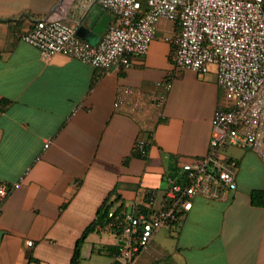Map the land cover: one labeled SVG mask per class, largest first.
I'll list each match as a JSON object with an SVG mask.
<instances>
[{
    "label": "crops",
    "instance_id": "crops-1",
    "mask_svg": "<svg viewBox=\"0 0 264 264\" xmlns=\"http://www.w3.org/2000/svg\"><path fill=\"white\" fill-rule=\"evenodd\" d=\"M49 14L93 32L97 43L114 19L95 0H0V183L12 185L0 211V264H71L77 239L116 185L120 211L136 213L149 191L153 207L165 206L181 180L169 173L210 152L213 116L226 102L215 72L175 67L170 20H160L149 52L134 55L131 67L99 70L63 52L45 59L20 39ZM166 81L161 115L152 106L135 114L115 108L121 88L136 102ZM148 133L149 154L137 156L135 142ZM261 182L242 187L237 178L224 199L195 196L180 226L157 229L135 264H264V206L251 201ZM93 234L92 253L125 240L110 229L93 232L83 261Z\"/></svg>",
    "mask_w": 264,
    "mask_h": 264
},
{
    "label": "built area",
    "instance_id": "built-area-1",
    "mask_svg": "<svg viewBox=\"0 0 264 264\" xmlns=\"http://www.w3.org/2000/svg\"><path fill=\"white\" fill-rule=\"evenodd\" d=\"M95 1L114 14L97 44L78 34L77 23L56 14L38 18L19 37L39 48L45 59L63 52L99 70L111 66L129 68L134 55L149 52L160 20L167 19L177 25L168 38L175 45V67L201 75L213 71L225 91L226 102L218 106L213 116L210 152L183 163L186 175L171 184L166 205L153 207L152 194L148 202L151 211L109 213L111 226L121 231L125 239L120 247V264H135L154 232L169 226L179 212L190 210L195 196L224 199L237 189L236 172L228 167L230 157L222 148L249 149L264 161V0ZM157 85L161 90L151 96L139 94L136 102L131 101L130 88H121L115 108L135 114L152 106L161 115L172 82ZM147 144V138L139 136L134 151L147 156ZM11 189V184L0 183V211ZM27 244L32 245L33 241Z\"/></svg>",
    "mask_w": 264,
    "mask_h": 264
},
{
    "label": "trees",
    "instance_id": "trees-1",
    "mask_svg": "<svg viewBox=\"0 0 264 264\" xmlns=\"http://www.w3.org/2000/svg\"><path fill=\"white\" fill-rule=\"evenodd\" d=\"M140 136H144V135H140ZM150 134L148 133L146 135L147 140L150 138ZM145 137V136H144ZM150 149V143L148 140V144H147V150L149 151ZM134 154H136L137 156L140 157H147V156H141L139 153L135 152L133 150ZM229 162L234 165H239L240 161L238 159L233 160L232 158H229ZM175 170L169 173V177H177V179H181L183 178L186 173L183 172H177L175 173ZM117 192V185L108 193V195L105 197V199L103 200V202L100 204V206L98 207L97 213L95 218L89 223V225L84 229V231L82 232L81 236L77 239L76 243H75V247H74V252L71 258V264H83V255H82V249H83V245L86 242V239L88 238V236L93 233V232H100L102 230H106V229H110L111 231L115 232L116 234L121 233V231H119L118 229H116L115 226H111V221H112V217L109 216V213L114 209L115 212H119L122 209V204L119 205L118 207L114 208L115 204L121 199V195L120 193H116ZM115 198H112L113 195H115ZM153 193L151 191H149L146 194V201L147 203L150 201V196ZM251 201L253 205L256 206H264V188H254L251 191ZM141 210H144L146 212L151 211L152 207L151 205L148 206V204H143L142 206L139 207ZM185 211H181L177 214V217L172 220L169 228L174 230L176 229L178 226H180L181 224V220L185 215ZM120 247L121 245L119 244H106L103 245L101 248L98 249L99 253H105L108 254L110 256H117L119 257L120 255ZM30 261L32 260V257L29 258Z\"/></svg>",
    "mask_w": 264,
    "mask_h": 264
},
{
    "label": "rangeland",
    "instance_id": "rangeland-1",
    "mask_svg": "<svg viewBox=\"0 0 264 264\" xmlns=\"http://www.w3.org/2000/svg\"><path fill=\"white\" fill-rule=\"evenodd\" d=\"M222 152L228 156L240 158L239 165L230 164L228 167L236 172L238 181L242 187L260 185L264 178V161L255 152L249 149L229 146L222 148ZM99 239L98 234H93L84 250V264H111L112 257L100 253H92V243Z\"/></svg>",
    "mask_w": 264,
    "mask_h": 264
},
{
    "label": "water",
    "instance_id": "water-1",
    "mask_svg": "<svg viewBox=\"0 0 264 264\" xmlns=\"http://www.w3.org/2000/svg\"><path fill=\"white\" fill-rule=\"evenodd\" d=\"M78 34H79L81 37H83V38L89 40V41H90L91 43H93V44H96V43H97V40H96V38H95V34H93V32L89 31L88 29H85V28H79V30H78Z\"/></svg>",
    "mask_w": 264,
    "mask_h": 264
}]
</instances>
